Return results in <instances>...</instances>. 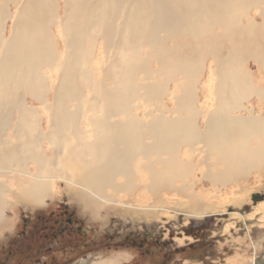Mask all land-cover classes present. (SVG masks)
<instances>
[{"label":"bare ground","instance_id":"6f19581e","mask_svg":"<svg viewBox=\"0 0 264 264\" xmlns=\"http://www.w3.org/2000/svg\"><path fill=\"white\" fill-rule=\"evenodd\" d=\"M17 1L4 0L0 11V227L9 223L14 202L45 205L59 180L95 217L109 203L111 211L133 218L173 209L201 219L229 209L234 218L242 216L250 176H264V88L246 68L254 60L264 74V45L257 44L264 41V0H63V16L59 0H24L4 41L6 8ZM252 10L260 11L262 23L250 18ZM99 37L106 55L95 70ZM179 38L189 41L167 46ZM149 58L158 64L157 77ZM207 59L214 61L208 80L214 103L198 106L195 80L205 74ZM105 71V80H94ZM180 76L189 81L179 89L184 100L173 94L177 109L165 110L176 118L162 110L149 120L133 115V103L169 96V84ZM27 96L41 112L22 100ZM254 97L256 107L250 106ZM189 152L200 155V181L212 186L205 195L196 192ZM141 191L155 198L154 206L125 200L136 195L143 202ZM263 210L262 202L255 206L256 214ZM251 264H264V254Z\"/></svg>","mask_w":264,"mask_h":264},{"label":"rangeland","instance_id":"374dc122","mask_svg":"<svg viewBox=\"0 0 264 264\" xmlns=\"http://www.w3.org/2000/svg\"><path fill=\"white\" fill-rule=\"evenodd\" d=\"M3 1L4 0H0V11L3 9ZM23 1L24 0H18L16 4L10 2L7 5V13L11 17L3 20L4 41H10L12 37L15 16L22 6ZM58 5L60 6L58 8V15L63 16L65 11L64 1L59 0L57 2V6ZM249 15L250 18L253 17L257 24L262 23L263 17L260 11L252 10ZM242 23L248 25L249 21L244 17ZM51 30L54 33V42L59 49L58 52L63 53L65 45L58 33L59 28L54 25ZM188 41V39L179 38V40L168 42L167 46L173 49L175 48V43H177L182 47L181 45H184V42ZM263 43L264 41L262 43L261 41L257 42V44L260 45H264ZM103 44L104 38L99 37L94 45L95 51L93 55L97 60H94L92 64L95 70H97V64L105 61L104 57L106 55V50H104ZM227 47L228 46H226V48ZM181 51H183L184 54L188 53L184 49ZM223 52L224 55H227L226 51ZM143 57L144 59L146 58L145 55ZM148 62H150L149 70L155 71L158 69L156 60L153 62V60L149 58ZM255 62L254 60H248L246 68H248L250 72L252 71L251 78H253V83H256L257 86L263 85L262 88H264V74L259 70L258 63ZM213 64V60L207 59L204 63L205 74L197 77V80H195L196 90L194 94L198 106L204 103H214L212 93L214 91L210 90L208 86V80L213 79L209 78V69ZM106 73L107 71L103 74L96 73L94 75V80L100 83L107 78ZM153 75H156V77L158 76L156 71L153 72ZM141 77L142 75H140L139 79ZM173 81L174 82L170 83L168 86L169 96H164L160 100L152 99L150 102L140 99L133 103V105L137 106V109H133L132 111L133 115H138L139 119L149 120L153 116H161L162 110L166 117L170 119L176 118V114H171L165 110L175 111L177 109L175 103L177 99L173 100L172 95L175 94L176 98L184 100L182 96H180L179 89L185 88L189 81L183 76L174 77ZM213 83L216 84V81H213ZM205 85L206 87H204ZM109 86L112 87L111 85ZM53 94L54 92L52 91L49 97V103L51 105L54 104ZM86 95L89 96L90 93L86 92ZM22 100L31 106L32 109H35V111L38 110L41 112L40 103L33 97L27 96L22 98ZM256 100V97H254L251 100V105H246L256 107ZM244 113L245 112H243V114ZM18 119L19 116L15 113V120L13 117V121L16 122ZM198 121L201 129H204V120L198 119ZM43 128H46L45 123H43ZM13 131L14 127L6 132L11 136ZM199 147V145L196 146V148ZM186 149L187 148H183L181 150L182 153H184ZM190 156L193 158L194 164L196 163L193 172V179L194 176H197V183L195 182L196 192L200 195H205L203 192L205 190L211 191L212 186L207 181H200V179H202V171L200 170L205 171V168H199L202 167L199 165L200 155L197 153H190ZM35 170L34 166H32L31 171ZM248 182L249 184H247V186L249 185L251 193L248 197H244L245 202L243 203L242 216L237 218L231 215V209L225 214L207 216L204 219L189 217L185 213L177 212L173 209L170 211L161 210L156 217L146 219L144 217L133 218L124 212L111 211L109 208L112 207V204L110 203L107 204L106 207H102L98 213V217H95L91 213L86 212L79 202L70 197L64 183L59 180L57 181L58 193L52 198L47 199L45 205L34 209L32 206H25L24 204L22 205L18 202H14V207L7 210L6 217L9 223L4 227H0V264H27V262L30 261L27 257V248L29 244L33 240H36L44 230L52 228L55 221H60L65 214H70L76 218L83 227V232H88L87 237L77 236L76 240H73V242L80 244L81 242H89L91 238H94L99 244H104L94 252L90 259H88L89 264H96L98 259H102V257L105 259L100 263L108 264L107 260L112 259V256H109V254L113 252H109L105 246L106 243L111 242V240L113 241V251H116V255L123 251L130 255L129 261L125 264H251V259L254 256L261 257L264 254V210L257 214L255 213L256 205H259L261 202L264 205V176L254 172L250 176ZM233 185L231 184V187ZM243 187L246 186L244 185ZM143 191L145 190L143 189ZM147 194H143L142 191L138 194V196L144 200L143 202H141L136 195L131 201L130 196L125 197V200L129 201L131 203L130 205L139 206L140 204L144 207L154 206L156 203L155 198H152L153 196L149 193ZM169 197H172L174 201L178 200V198H174L177 197L176 195L173 196V194H171ZM123 204H128V202ZM252 210L254 213H252ZM259 214L261 216H259ZM243 216L246 217L247 224H245ZM48 222L50 224H48ZM261 234L263 236H261ZM67 241L68 238L65 236L60 238L58 242L63 244ZM256 246L259 247L256 250L257 254L254 253L256 252ZM33 256L45 258L44 251H35ZM58 258L63 259L65 256L59 255Z\"/></svg>","mask_w":264,"mask_h":264},{"label":"flooded vegetation","instance_id":"af4514ba","mask_svg":"<svg viewBox=\"0 0 264 264\" xmlns=\"http://www.w3.org/2000/svg\"><path fill=\"white\" fill-rule=\"evenodd\" d=\"M48 224L50 223L48 222ZM83 231V227L76 218L70 214H65L60 221H55L52 228L44 230L36 240L29 244L27 257L30 261L27 264H77L78 261L84 264L104 244H99L94 238H91L89 242H81L80 244L73 242L77 236H88V232ZM65 236L68 241L63 244L59 243V239ZM105 248L109 252H113V241L107 242ZM35 251H44L45 258L34 257ZM59 255L65 256L64 260L58 258Z\"/></svg>","mask_w":264,"mask_h":264},{"label":"crops","instance_id":"0c3cea01","mask_svg":"<svg viewBox=\"0 0 264 264\" xmlns=\"http://www.w3.org/2000/svg\"><path fill=\"white\" fill-rule=\"evenodd\" d=\"M115 252L116 251L114 250L113 253L109 254V256H112V259L111 260H107L108 264H125V263H127L129 261V256L130 255L126 254L127 252L125 253V251H123L120 254L118 253V255H116ZM104 259H105L104 257H102V259H98L97 263H100L101 261H104ZM77 264H82V262L78 261ZM84 264H89V260L85 261Z\"/></svg>","mask_w":264,"mask_h":264}]
</instances>
